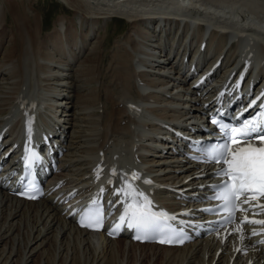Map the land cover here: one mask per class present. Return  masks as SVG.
Returning <instances> with one entry per match:
<instances>
[{
  "label": "bare ground",
  "instance_id": "6f19581e",
  "mask_svg": "<svg viewBox=\"0 0 264 264\" xmlns=\"http://www.w3.org/2000/svg\"><path fill=\"white\" fill-rule=\"evenodd\" d=\"M60 1L72 14H59L42 35V16L31 0H0V132L6 143L23 135L18 99H28L36 103L37 140L44 131L66 135L57 138L67 146L62 177L82 193L93 187L90 169L102 155L103 163L134 166L155 182L202 193L197 185L205 178L192 176L195 167L184 156L163 153L180 144L170 128L196 133L205 125L203 106L194 101L200 96L189 92L182 72L184 56L198 53L200 64L225 52L215 82L243 58L263 68L264 0ZM113 15L128 26L107 47L103 30ZM204 39L203 52L198 45ZM130 101L140 108L130 111ZM157 196L172 207L185 200L168 192ZM232 237L170 247L91 235L50 197L23 201L0 190V264H229ZM249 255L252 264H264L257 250L237 252L231 264H246Z\"/></svg>",
  "mask_w": 264,
  "mask_h": 264
},
{
  "label": "snow or ice",
  "instance_id": "6c2138e0",
  "mask_svg": "<svg viewBox=\"0 0 264 264\" xmlns=\"http://www.w3.org/2000/svg\"><path fill=\"white\" fill-rule=\"evenodd\" d=\"M213 122L218 124L223 133V140L210 149L208 158L211 162L224 165L217 174L226 178L220 185L215 186L218 193L213 198L223 202V207L229 212L230 218H234L242 195L247 197L242 203L250 204L251 200H257V206L264 210V205L258 203L259 198L264 197V108L253 119L242 121L239 127L223 124L215 119ZM32 156L38 159L35 153ZM113 173L115 174V169ZM136 179H139V175L133 173L132 179H126L124 186L117 189L118 194L125 196L121 222L127 221L128 227L141 233L136 236L137 239L155 238V235L160 234L167 237L161 239V243H182L184 234L181 230L170 225L166 229L162 227V219L167 214L153 211L148 195L132 183ZM145 182L151 183V181ZM88 219L89 223L84 225V217H82L81 224L92 227L102 223L99 213L89 216ZM244 222L264 224V220H250L247 216L244 217L242 223ZM119 227L118 224L116 228L119 229Z\"/></svg>",
  "mask_w": 264,
  "mask_h": 264
},
{
  "label": "rangeland",
  "instance_id": "374dc122",
  "mask_svg": "<svg viewBox=\"0 0 264 264\" xmlns=\"http://www.w3.org/2000/svg\"><path fill=\"white\" fill-rule=\"evenodd\" d=\"M14 3L18 4L17 1H15ZM32 3L31 5L33 6L34 9H37L39 11V13L42 15L44 14L45 15V20L47 19V24H51L49 25V27L52 26V22L53 20L56 18V16L58 14H65V15H71L73 10H71L70 8L66 7L61 1L59 0H31ZM58 17V16H57ZM29 20L31 18H28ZM27 19V20H28ZM120 19V18H118ZM8 24L10 23V25L13 24V22L11 21L10 19V16H8ZM12 23V24H11ZM127 26V22L121 18L120 21H119V28L116 30V33H119L121 31H123L125 29V27ZM53 28V27H52ZM115 28V24L112 23V26H111V30L110 32H113L115 30H113ZM47 30H51L49 29L48 27H44L42 29V35L45 34V32H47ZM113 30V31H112ZM32 31V30H31ZM45 31V32H44ZM34 32V30H33ZM35 33V32H34ZM35 36V34H34ZM114 38V34H112L111 36V40ZM145 264H147L146 260L144 261Z\"/></svg>",
  "mask_w": 264,
  "mask_h": 264
}]
</instances>
